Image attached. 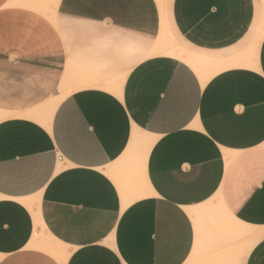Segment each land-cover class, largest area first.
<instances>
[{"label":"crops","instance_id":"obj_1","mask_svg":"<svg viewBox=\"0 0 264 264\" xmlns=\"http://www.w3.org/2000/svg\"><path fill=\"white\" fill-rule=\"evenodd\" d=\"M0 264H264V0H0Z\"/></svg>","mask_w":264,"mask_h":264},{"label":"rangeland","instance_id":"obj_2","mask_svg":"<svg viewBox=\"0 0 264 264\" xmlns=\"http://www.w3.org/2000/svg\"><path fill=\"white\" fill-rule=\"evenodd\" d=\"M169 29V28H168ZM169 39H171L172 43L178 48V49H183L188 51L189 49L180 41V39L177 37V35L171 30L169 29ZM124 176V175H123ZM255 239L252 237H249L247 235H245V231H244V237L241 236V260L243 259V257L245 256V254L243 253V246L245 244V251L247 252V250L255 243L254 241Z\"/></svg>","mask_w":264,"mask_h":264},{"label":"bare ground","instance_id":"obj_3","mask_svg":"<svg viewBox=\"0 0 264 264\" xmlns=\"http://www.w3.org/2000/svg\"><path fill=\"white\" fill-rule=\"evenodd\" d=\"M169 48V47H168ZM167 48V49H168ZM166 49V50H167ZM170 51H172V48L170 49ZM165 52V51H164ZM173 52V51H172ZM171 53V52H170ZM168 54V53H167ZM173 54V53H172ZM169 55H171V54H169ZM181 58V57H180ZM189 62V61H188ZM190 63V62H189ZM197 64V63H196ZM195 66V65H194ZM111 178H113V179H115V180H117L118 178H117V176H111ZM53 250V249H52ZM57 250V249H56Z\"/></svg>","mask_w":264,"mask_h":264}]
</instances>
